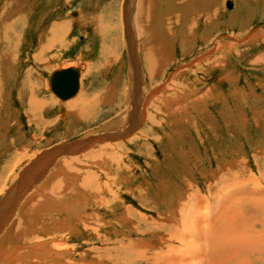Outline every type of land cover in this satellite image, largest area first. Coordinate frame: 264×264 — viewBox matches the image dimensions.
<instances>
[{
  "label": "rangeland",
  "instance_id": "374dc122",
  "mask_svg": "<svg viewBox=\"0 0 264 264\" xmlns=\"http://www.w3.org/2000/svg\"><path fill=\"white\" fill-rule=\"evenodd\" d=\"M131 1L128 38L123 0H0V200L95 138L18 186L0 262L264 264V0H154L146 26Z\"/></svg>",
  "mask_w": 264,
  "mask_h": 264
},
{
  "label": "bare ground",
  "instance_id": "6f19581e",
  "mask_svg": "<svg viewBox=\"0 0 264 264\" xmlns=\"http://www.w3.org/2000/svg\"><path fill=\"white\" fill-rule=\"evenodd\" d=\"M156 5H155V3H154V0H147V2L144 4V3H140V8L138 9V12L142 15V19H135V23L138 25V22H142V24H144L145 23V26L147 25L146 23L149 21V20H151V19H155L156 18V13L154 12L155 11V7ZM75 14V13H74ZM74 14H72V15H74ZM151 22V21H150ZM128 30H129V27H128V25H125L124 26V32H126L127 34V37H128ZM139 30H140V28H139ZM168 31V30H167ZM150 32V31H149ZM170 33V32H169ZM129 40V39H128ZM153 46H155V43H151L149 46H147V48H148V50L146 51V54H147V61H149L148 63H151V66L150 67H154L155 68V70H156V72L159 70L157 67H160L161 65H162V62H163V60H161V58H160V60L158 59V56L156 55V51H154V48H153ZM156 47V46H155ZM156 49V48H155ZM159 53H160V51H159ZM144 54H142V56H143ZM144 57V56H143ZM142 59H144V58H142ZM145 60V61H146ZM143 61V60H142ZM147 63V62H146ZM145 63V64H146ZM135 65V64H134ZM134 65L132 66V73H134L135 74V72H136V68L134 67ZM146 66V65H145ZM148 66V65H147ZM67 69H70V70H74V71H77L78 72V74H79V77H80V72L78 71V70H76V69H72V68H67ZM67 69H61V70H59V67H58V69L56 68L55 70H54V72H57V71H62V70H67ZM149 69V68H148ZM135 70V71H134ZM54 72H52V73H50V75H49V78H50V76L54 73ZM148 72V71H147ZM149 74V73H148ZM136 78V79H135ZM135 78L133 77V81H134V79H135V81H134V83H133V86L132 87H135V85L137 84V82H139L138 81V73L136 72V74H135ZM80 80V78H78V83L80 82L79 81ZM140 80V79H139ZM80 84V83H79ZM80 87V86H79ZM78 92V91H77ZM54 94V93H53ZM77 94V93H76ZM75 94V95H76ZM131 94H132V96L133 95H135V92H131ZM137 94L138 93H136V96H137ZM55 95V94H54ZM74 95V96H75ZM56 96V95H55ZM73 96V97H74ZM57 97V96H56ZM59 98V97H58ZM72 98V97H71ZM60 99V98H59ZM70 99V98H69ZM60 100H62V99H60ZM66 100H68V99H66ZM66 100H63V101H66ZM61 111V110H60ZM88 134H90L91 135V133H88ZM88 134H86V136L85 137H81V139H83L84 138V142H79V143H75V144H73V145H71V146H68L67 147V145L66 146H64V145H59V146H57V147H54V148H52V152H50V153H47L46 151H45V155H44V157H43V159H42V161L40 162V159H38V161H35L34 163L31 161V162H29V164H28V162H25L23 165H25V164H28L27 165V169H25V170H23V171H21L20 172V170L17 172V174H15L14 176H12L11 178H10V187L8 188V190L6 191V193H5V197H3L2 198V200H0V217L1 218H4V216H2L3 214H5V218H7L8 216V214H9V212H11L13 209H14V206L16 207L17 206V204L15 203V205H14V198L12 199V203L11 204H9V201L11 200V198L10 197H13L14 195H15V193L18 191V186H20L21 185V183H22V181H24V187L23 188H20V191H18L17 193L19 194V196H16V198H18V200L20 201L21 199H22V197L24 196V194L28 191V186L31 184L30 183V180L32 179V177H36V179H37V182L39 181V180H42L44 177L43 176H45L46 175V173L48 172V170H49V167L47 166V164H49V163H53V160L55 159V158H59L61 155H60V153H61V151L62 150H65L64 152L66 153L67 152V150L69 149V151H71V153L70 154H72V152L73 151H76V149H78V148H83V147H86L88 144H92V142H95V141H92V142H89L90 140H94L95 138L93 137V139H89V137H88ZM85 138H87V139H85ZM100 139H97V140H102V137L100 136L99 137ZM71 143H73V142H71ZM82 145H84V146H82ZM80 150H83V149H80ZM42 155V156H43ZM48 155H50L51 157H49ZM33 161H34V159H33ZM44 161H47L46 163L44 162ZM102 161V160H101ZM43 162V164H42V166L40 167V165H41V163ZM36 169H37V172L36 173H34L35 171H36ZM30 183V184H29ZM17 200V201H18ZM10 207V208H9ZM9 209V211H7ZM32 225H34V223L32 224ZM22 226H24V225H22ZM2 227H4V224H1L0 223V230L2 229ZM32 228V227H31ZM35 228V227H34ZM33 229V228H32ZM19 233V232H18ZM23 236V235H22ZM21 235L19 236V237H22ZM44 243V242H43ZM42 244V243H41ZM45 245V244H44ZM36 246L37 247H40L39 246V244L37 243L34 247H31V248H34V249H36ZM42 246V245H41ZM56 248H58V249H61L60 247H56ZM62 250H65V252H68V251H66L67 249L65 248V249H61V251ZM37 251H40L41 253H42V255L44 254V256H46L47 257V260H48V256H50V253H53V252H50L49 251V253H48V250H46L45 248H44V251H42V250H40V249H36V252ZM129 251H131V250H129ZM46 253V254H45ZM131 252H129L128 254H130ZM38 254V253H37ZM53 254H57V256L58 257H60V253H56V252H54ZM63 255V253H61V256ZM128 257H130V256H128ZM127 257V258H128ZM9 258H10V254H7V258H6V260H5V262L4 263H1L0 262V264H7V261H9ZM1 259H3V258H1ZM57 260H58V258H56ZM62 259V258H61ZM59 264H60V261L58 262ZM66 264V263H65Z\"/></svg>",
  "mask_w": 264,
  "mask_h": 264
},
{
  "label": "water",
  "instance_id": "95a60500",
  "mask_svg": "<svg viewBox=\"0 0 264 264\" xmlns=\"http://www.w3.org/2000/svg\"><path fill=\"white\" fill-rule=\"evenodd\" d=\"M131 4V0H123L122 11L125 25H128V13ZM129 49L130 47H128V51ZM78 78V72L70 69L54 72L49 78L50 88L60 99H69L73 97L79 89Z\"/></svg>",
  "mask_w": 264,
  "mask_h": 264
},
{
  "label": "crops",
  "instance_id": "0c3cea01",
  "mask_svg": "<svg viewBox=\"0 0 264 264\" xmlns=\"http://www.w3.org/2000/svg\"><path fill=\"white\" fill-rule=\"evenodd\" d=\"M136 79V78H135ZM136 86V85H135Z\"/></svg>",
  "mask_w": 264,
  "mask_h": 264
}]
</instances>
